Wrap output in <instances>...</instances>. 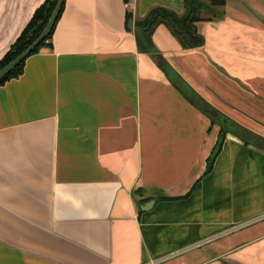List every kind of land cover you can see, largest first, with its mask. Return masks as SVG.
<instances>
[{
	"label": "crops",
	"instance_id": "crops-1",
	"mask_svg": "<svg viewBox=\"0 0 264 264\" xmlns=\"http://www.w3.org/2000/svg\"><path fill=\"white\" fill-rule=\"evenodd\" d=\"M45 1L0 0V61ZM155 8L185 12L65 0L0 86V264H264V147L228 134L206 174L221 128L139 49ZM222 10L197 23L202 47L165 25L152 40L218 117L264 138V0Z\"/></svg>",
	"mask_w": 264,
	"mask_h": 264
},
{
	"label": "trees",
	"instance_id": "trees-1",
	"mask_svg": "<svg viewBox=\"0 0 264 264\" xmlns=\"http://www.w3.org/2000/svg\"><path fill=\"white\" fill-rule=\"evenodd\" d=\"M129 0H125L128 2ZM227 0H184L185 12L183 15H177L165 9L155 8L150 11L147 17L136 22L137 42L138 47L142 52L149 53L156 61L160 69L167 75L173 86L195 107L205 112L206 108L213 109L208 105L188 84L187 82L174 71V69L163 59L155 49L152 37L155 30L160 25L167 26L174 36L180 42L182 48L193 49L202 47L205 43L203 35L197 28V23L202 21H212L221 19L225 13L222 10L226 5ZM58 0H46L35 12L33 18L23 30L17 41L11 46L8 53L0 61V70L15 60L23 53L44 31ZM65 3V1H64ZM62 11L59 15H62ZM131 16H128V20ZM56 26V25H55ZM55 27L45 41L31 54L29 57L38 54L43 48L48 46L51 40ZM28 57V58H29ZM27 58V59H28ZM26 59V60H27ZM26 60L17 66L9 75L0 81V86L7 82L17 79L24 73ZM226 119L224 123L222 119ZM212 123L218 124L221 128L218 143L208 159V168L206 174H209L214 166V163L222 151L224 141L228 134L239 138L246 145H254L260 148L264 147V138L259 137L246 129L242 125L230 120L225 116H220L219 119H213Z\"/></svg>",
	"mask_w": 264,
	"mask_h": 264
},
{
	"label": "water",
	"instance_id": "water-1",
	"mask_svg": "<svg viewBox=\"0 0 264 264\" xmlns=\"http://www.w3.org/2000/svg\"><path fill=\"white\" fill-rule=\"evenodd\" d=\"M65 0H58V3L44 29V31L41 33V35L23 52L21 53L15 60L10 62L7 66L2 68L0 70V81L9 75L17 66H19L23 61H25L33 52L41 45L43 41L47 39V37L50 35L52 30L54 29L59 15L62 11L63 5ZM206 112H208L212 117L217 118L218 113L212 109L206 108ZM224 123L226 120H223Z\"/></svg>",
	"mask_w": 264,
	"mask_h": 264
},
{
	"label": "flooded vegetation",
	"instance_id": "flooded-vegetation-1",
	"mask_svg": "<svg viewBox=\"0 0 264 264\" xmlns=\"http://www.w3.org/2000/svg\"><path fill=\"white\" fill-rule=\"evenodd\" d=\"M218 119H219V117H218ZM220 119H222V117L220 118ZM222 120H224V119H222ZM226 120V119H225ZM224 122V121H223Z\"/></svg>",
	"mask_w": 264,
	"mask_h": 264
},
{
	"label": "built area",
	"instance_id": "built-area-1",
	"mask_svg": "<svg viewBox=\"0 0 264 264\" xmlns=\"http://www.w3.org/2000/svg\"><path fill=\"white\" fill-rule=\"evenodd\" d=\"M126 7H128V5H126Z\"/></svg>",
	"mask_w": 264,
	"mask_h": 264
}]
</instances>
